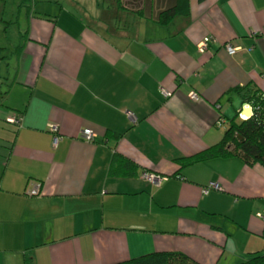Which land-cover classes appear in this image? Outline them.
Returning a JSON list of instances; mask_svg holds the SVG:
<instances>
[{"label": "crops", "instance_id": "crops-1", "mask_svg": "<svg viewBox=\"0 0 264 264\" xmlns=\"http://www.w3.org/2000/svg\"><path fill=\"white\" fill-rule=\"evenodd\" d=\"M189 2L188 16L162 26L111 0H0V34L15 29L17 40L0 65V264L264 255V166L218 158L173 177L176 160L216 145L246 115L231 89L252 83L264 93V0ZM13 115L19 125L6 121ZM115 153L138 175L112 178Z\"/></svg>", "mask_w": 264, "mask_h": 264}, {"label": "trees", "instance_id": "trees-1", "mask_svg": "<svg viewBox=\"0 0 264 264\" xmlns=\"http://www.w3.org/2000/svg\"><path fill=\"white\" fill-rule=\"evenodd\" d=\"M111 1L112 5L119 12L126 11L128 13L136 14L146 20L153 21L156 24L162 26L169 25L178 16H188L190 13L189 0H164L166 7H162V5L159 3L158 5L150 6V0L149 4H140L138 6L129 4L126 2V0ZM23 3H30V0H23ZM155 4H157V1ZM20 49L21 48H19L17 51ZM5 52L6 50L0 47V65L7 58ZM232 93L241 99L243 106L247 105L251 107V117L246 120H241L239 118V114L237 113V115L229 121L226 127V133L219 143L195 154L194 156L176 160L178 164V170L173 176L174 178L180 177L186 167L218 158H236L241 160L247 166H264V93H262L252 83H249L243 87L231 89L227 95L231 96ZM7 97L8 91L0 93V108H8V106L5 104ZM14 117L17 119L22 118L20 115H13L6 118V121L8 122L9 119ZM106 137L108 139L118 140L121 136L112 131H108ZM138 171L139 166L134 161L120 155L119 153H115L110 167V176L112 178H133L138 175ZM120 264L199 263L181 253H153ZM242 264H264V255L259 252L253 253L250 256L249 261Z\"/></svg>", "mask_w": 264, "mask_h": 264}, {"label": "built area", "instance_id": "built-area-1", "mask_svg": "<svg viewBox=\"0 0 264 264\" xmlns=\"http://www.w3.org/2000/svg\"><path fill=\"white\" fill-rule=\"evenodd\" d=\"M210 43H211V39H205L202 43H200L199 46H198L199 53L202 54V55H205L209 51ZM225 49H226V51L228 52L229 55H235L236 52H237V49L234 48L231 44H227L225 46ZM168 96H170V94L166 93L165 97H168ZM191 97L193 99H197V95L196 94H192ZM244 108L246 110L250 109L252 111L250 106L245 105ZM240 119L241 120H246V119H248V117L245 114H240ZM20 121H21V119H17L15 117L8 120L9 123H12V124H15V125H19ZM49 130L53 134H58L59 128L57 126L51 124V125H49ZM84 137H85V139L87 141L92 142L93 139H94V134L92 133V131L86 130L84 132ZM59 141H60V137L55 136L54 145L57 146ZM145 177L150 179V180H152V181H154L157 184H159L160 181L162 180L159 176H156V175L155 176L154 175H145ZM209 187L212 188V189H219V185H217V184H210ZM37 193H38V191L36 189H34L33 192H30V194H32V195H36ZM260 217L264 220V215H261Z\"/></svg>", "mask_w": 264, "mask_h": 264}, {"label": "rangeland", "instance_id": "rangeland-1", "mask_svg": "<svg viewBox=\"0 0 264 264\" xmlns=\"http://www.w3.org/2000/svg\"><path fill=\"white\" fill-rule=\"evenodd\" d=\"M7 15H10V13H7ZM0 28L3 30L6 27H5V25H1ZM2 34H3V32H2ZM13 39H14V41L16 40V30L15 29H14V31H12V33L7 38L4 36L2 37V35L0 34V47L1 48L6 47L4 45L11 43L13 41ZM11 51H13V50H11Z\"/></svg>", "mask_w": 264, "mask_h": 264}, {"label": "water", "instance_id": "water-1", "mask_svg": "<svg viewBox=\"0 0 264 264\" xmlns=\"http://www.w3.org/2000/svg\"><path fill=\"white\" fill-rule=\"evenodd\" d=\"M245 113H246L248 118L251 117V115H252V111L250 109L246 110Z\"/></svg>", "mask_w": 264, "mask_h": 264}]
</instances>
